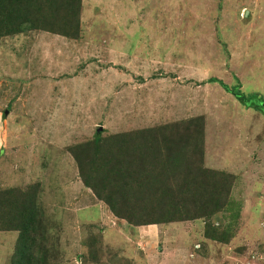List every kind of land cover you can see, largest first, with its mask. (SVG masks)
<instances>
[{
  "label": "rangeland",
  "instance_id": "374dc122",
  "mask_svg": "<svg viewBox=\"0 0 264 264\" xmlns=\"http://www.w3.org/2000/svg\"><path fill=\"white\" fill-rule=\"evenodd\" d=\"M39 3L45 23L0 36V196L37 197L42 264H264V0H81L69 37L33 28L74 24ZM160 135L176 142L168 149H202L219 174L208 190L229 193L208 216L138 231L162 217L160 192L131 190L119 218L69 151L95 137L167 149ZM175 170L163 178L178 182ZM17 236L0 230V264Z\"/></svg>",
  "mask_w": 264,
  "mask_h": 264
},
{
  "label": "trees",
  "instance_id": "16d2710c",
  "mask_svg": "<svg viewBox=\"0 0 264 264\" xmlns=\"http://www.w3.org/2000/svg\"><path fill=\"white\" fill-rule=\"evenodd\" d=\"M44 4L53 12H49L50 16L68 22L73 19V33L66 23L63 24V32L53 29L50 24L44 27L33 25V28L66 37L78 35L81 0H44ZM47 12L39 0H0V36L19 32L20 21L24 19L42 20L45 23L47 17L44 13ZM219 84L246 108H262L263 100L257 94L245 95L236 90V87L229 88L225 84ZM193 121L197 124L199 120L196 118ZM171 127L174 125L164 129ZM158 140L162 141L167 149H127L122 142L111 139L104 140V144L100 145V138L95 137L93 141L77 145L69 152L78 166L83 184L90 188L97 198L106 202L119 218L128 217L121 215L119 209L130 206L131 190L137 188L142 191L148 189L152 193L160 192L158 206L164 210L162 217L148 223L139 221L136 225L193 220L211 214L212 206L216 210L221 208L224 204V200H221L228 196L229 191H223L219 185H214L212 190H208L209 177L219 174L202 166V149H190V152L188 149H168L169 146L175 148L176 142L171 137L160 135ZM193 154L198 158L195 164L191 163ZM153 167L158 169H153L158 174L152 173ZM171 170H175L177 175L182 177L179 183H171L167 178H163ZM1 219L3 223L0 224V230L18 233L11 264H42L43 259L35 255L38 254L35 245L41 248L39 241L42 239L38 238L43 237L42 228L38 229L40 213L37 197L27 191H5L0 196ZM129 220L134 221L135 217L131 216Z\"/></svg>",
  "mask_w": 264,
  "mask_h": 264
},
{
  "label": "crops",
  "instance_id": "0c3cea01",
  "mask_svg": "<svg viewBox=\"0 0 264 264\" xmlns=\"http://www.w3.org/2000/svg\"><path fill=\"white\" fill-rule=\"evenodd\" d=\"M187 120H189V119H182L181 120V122H183V121H187ZM178 120H176V121H174V122H177ZM190 121V120H189ZM140 226H145V225H140ZM140 226L138 227L139 229H138V231L140 230ZM149 228V227H148ZM150 229V228H149ZM142 233H144V231H142Z\"/></svg>",
  "mask_w": 264,
  "mask_h": 264
},
{
  "label": "water",
  "instance_id": "95a60500",
  "mask_svg": "<svg viewBox=\"0 0 264 264\" xmlns=\"http://www.w3.org/2000/svg\"><path fill=\"white\" fill-rule=\"evenodd\" d=\"M98 131V130H97Z\"/></svg>",
  "mask_w": 264,
  "mask_h": 264
}]
</instances>
